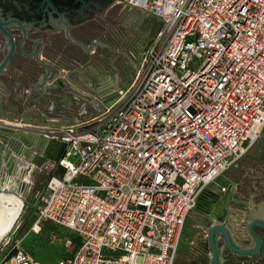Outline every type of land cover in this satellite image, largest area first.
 <instances>
[{
	"label": "built area",
	"instance_id": "obj_1",
	"mask_svg": "<svg viewBox=\"0 0 264 264\" xmlns=\"http://www.w3.org/2000/svg\"><path fill=\"white\" fill-rule=\"evenodd\" d=\"M118 4L160 27L111 106L50 131L62 174L32 230L74 233L57 264H174L203 193L264 133V0ZM0 264L43 263L16 245Z\"/></svg>",
	"mask_w": 264,
	"mask_h": 264
},
{
	"label": "flooded vegetation",
	"instance_id": "obj_2",
	"mask_svg": "<svg viewBox=\"0 0 264 264\" xmlns=\"http://www.w3.org/2000/svg\"><path fill=\"white\" fill-rule=\"evenodd\" d=\"M110 2V6L107 7ZM52 4L51 6L45 0H0V15L9 24L7 30L9 34H12L17 48L6 75L0 79L10 80L11 77L21 72L23 77L37 84L41 76L46 74L44 65L36 59L39 55L40 60L45 61L51 70L52 75L49 79L54 81L53 84L57 86L56 90L62 93L57 100L58 106L65 108L74 101L70 105L73 109L79 105L85 109L86 95L75 92L71 84L74 80L72 77L76 73L75 68L89 65L92 51L101 50L105 41L103 35L108 34L107 29L113 19V14L120 5L118 0H52ZM61 16L68 23L66 28L57 26L61 24ZM51 18L54 21L52 24H50ZM65 34H70L74 42L68 40ZM25 37L23 47L26 54H23L19 46ZM5 50L6 41L0 36V62L3 60ZM10 71L14 72V75H8ZM260 186L259 182L257 185L252 184L247 187L244 196L230 195L225 199L227 202L230 201L227 206L230 232L241 231L253 247L256 246V242L248 234L240 215L243 210L248 212L253 209V206L264 203V191ZM221 213L222 208L221 210L214 208L209 211L203 210L202 215L198 214L200 218L197 222L199 226L205 228L208 224L218 222L216 217ZM208 217H212L213 221L210 222ZM204 231L203 247L210 256L207 232ZM254 231L261 239L262 245L258 256H244L232 252L226 246L224 238L219 236L218 245L222 251V264H264V227H255ZM233 240L238 243L237 238Z\"/></svg>",
	"mask_w": 264,
	"mask_h": 264
},
{
	"label": "crops",
	"instance_id": "obj_3",
	"mask_svg": "<svg viewBox=\"0 0 264 264\" xmlns=\"http://www.w3.org/2000/svg\"><path fill=\"white\" fill-rule=\"evenodd\" d=\"M142 15L151 22V25L149 24L146 27L143 26L147 33L143 34V40L145 43L140 44L126 40L112 41L105 39L101 50L94 49L92 54L96 51H102V53L107 52L111 55L113 61H117V59L123 60V55L135 53L138 52V50L141 51L144 49L148 42L156 35L155 33L158 31L160 23L152 16L146 14V12H142ZM85 67H87V65ZM85 67H80V70L83 71L82 75L84 74L87 78L92 79L93 88L86 89L74 79L71 81L73 90L79 94H85L86 101L100 99L103 103L102 107L104 109L106 106H109V104L111 105L121 89H125L123 87L134 80L139 65L136 63L132 64L130 60L129 62L125 61V64H123L120 69H114L116 72L113 76L110 75L108 71L100 73L92 62L89 66L90 68ZM88 69L93 71L92 76L85 73ZM80 70L79 68H75V72H80ZM10 74L14 75V72H8V75ZM53 83V80L49 83L51 86L50 88L56 89L57 86ZM36 86V82L26 79L21 72H18L17 76L11 77L10 80L8 78L0 79V120L13 125L20 124V126H26L28 129L25 128L26 130L20 131L22 150L18 155H12L11 159L6 164V167H3L4 169L0 176L3 187L10 195L21 201V207L19 208L20 212L14 221L11 233L19 219L24 204V192L19 191L20 186L18 185L23 183V181L27 185L31 183L32 174L42 158H58L61 151L62 144L60 142L53 140L50 135L45 136L34 132V130L40 128L51 130L57 127L68 126L77 123V121L81 122L80 119H86L88 117L91 119L93 118L91 117L92 115L101 111L99 107L94 106V104L91 105L89 102H87L85 109L82 105H79V107H77L78 109L76 107L73 109L70 105H72L74 101L65 108H60L57 104V100H59L62 95L60 91L53 90L52 92H44V94H41V91L43 92L44 88L40 91ZM84 91H86V93ZM251 150L233 166L236 176H230L229 183L226 186H223L226 187L225 193L231 191V195L244 196L247 187H249V184H247L246 181L248 177L257 178L260 181L259 183L262 191H264V173L259 174L254 169L250 170L248 165H246L254 153V150H252V152ZM3 164L5 165V163ZM26 177H29L30 182H27ZM251 183H253V181ZM218 193L222 194L223 191L220 189ZM192 213L202 215V212L194 211ZM44 224H42V226ZM74 239L77 241L76 237ZM0 246H2V243Z\"/></svg>",
	"mask_w": 264,
	"mask_h": 264
},
{
	"label": "rangeland",
	"instance_id": "obj_4",
	"mask_svg": "<svg viewBox=\"0 0 264 264\" xmlns=\"http://www.w3.org/2000/svg\"><path fill=\"white\" fill-rule=\"evenodd\" d=\"M149 21V19L143 17L142 12L130 10L123 6H120L113 14V19L107 29L108 34L103 35V40H126L143 44L145 43L143 40V34H147L143 26L146 27L149 24L151 25V22ZM142 50H138V52L135 53L123 55V60L117 59V61H113L111 55L107 52L102 53L101 51H96L94 54L90 55L91 60L89 61L90 63L89 65H87V67H89L92 62L100 73L108 71L110 75L113 76L116 72V70L114 69H120V67L125 64V61L129 62L130 60L132 64L136 63L140 66L142 59ZM80 69L81 68H79V70ZM82 72L83 71L81 70L80 72L77 71L73 75L72 79H75L77 83L82 85V87H85L86 89H92V79L87 78L84 74L82 75ZM92 72L93 71H91V69L85 71V73L90 76H92ZM132 82H129V84L123 88H128L132 84ZM84 92L86 93V91ZM116 98L112 103H114ZM87 102L91 103V105L94 104V106H97L101 109V111L97 112L91 117L94 118L101 112H103V103L100 99H97L95 101L94 99L86 101V104ZM111 105L109 104V106ZM93 118H91V120ZM80 120L85 121L90 119L88 117L86 119ZM252 150H254V153L252 157H250L246 165H248L250 170L254 169L257 171V173L263 174L264 133L262 137L256 142V144L253 145ZM62 155L63 153L58 156V158H42L41 162L37 165L32 174L31 183H29L28 185L25 183H21L19 185V191L24 192V204L13 232L10 236L7 237L6 240L4 239L5 241L1 246V258L5 256L8 251H10L14 246L19 245L22 249H25L38 260H40V262L44 264H57L60 259L70 255L73 249H75L78 245V241L74 239V233L56 224H44L41 227V232L39 233H34L32 231V228L36 222V212L41 203L42 197L46 194V186L48 184V181L51 177L59 175V173L62 174V169L58 163L59 158ZM230 176H236V174L234 173V167H232L226 174H224V176L221 177L215 185L211 186L209 191L219 195L218 192L221 189L220 187L226 186L229 183ZM246 181L249 186L251 184L257 185L258 182H260L255 177H248ZM252 181L253 183H251ZM79 183L91 184V182L89 181H79ZM192 214L186 221L185 231L181 240L182 242L179 247V252L174 264H210V256L208 255L207 250L203 247V244L205 242L204 230L206 228H204L203 226H199V223L197 222L200 218L199 215L197 213ZM67 241H72L73 243L71 248L69 249L65 248V243Z\"/></svg>",
	"mask_w": 264,
	"mask_h": 264
},
{
	"label": "water",
	"instance_id": "obj_5",
	"mask_svg": "<svg viewBox=\"0 0 264 264\" xmlns=\"http://www.w3.org/2000/svg\"><path fill=\"white\" fill-rule=\"evenodd\" d=\"M48 4L51 6L52 0H45ZM111 2L108 3L107 7L110 6ZM54 23L53 18L50 19V24ZM61 24H57L59 27L66 28L68 26V23L65 21V19L61 16L60 19ZM63 24V25H62ZM7 26H9L8 23H6L3 18L0 15V32L2 33L0 36H2L6 41V50L3 51V60L0 62V78L4 75H6L9 64L12 60L13 55L16 52V43L12 36V34H9L7 30ZM68 29V28H67ZM66 29V30H67ZM66 38L70 40L71 42H74L70 34H65ZM25 39L20 43L19 49L23 54H26V51L23 47L25 43ZM37 61L44 65L46 74L44 76H41L39 81L37 82L36 88L41 91L42 88H44L43 92L41 91V94H44V92H52L53 90H56L55 88H50V82H51V70H49V67L45 61L40 60L39 55L36 57ZM57 88V87H56ZM26 126H16L13 124H8L4 122L3 120H0V176L2 173L3 167H6V164L11 159L12 155H18L22 150V143H21V135L20 131L26 130ZM28 130V129H27ZM51 130L46 128H40L37 130H34V132H37L39 134H43L45 136H49L51 134ZM2 159V160H1ZM5 163V165L3 164ZM4 166H3V165ZM19 183V182H18ZM24 183V181H23ZM19 186V185H18ZM2 187L1 183V177H0V197L1 196H8V192ZM231 191L228 193L223 192L222 194H214L213 192L206 191L203 193L202 197L199 200L198 206L195 210V212H202L203 210L209 211L214 209L221 210L222 213L216 217V221L213 224H208L205 228L207 232V238H208V245L210 250V264H222L223 257H222V251L221 248L218 245L219 236H222L225 240L226 246L234 253L244 255V256H258L261 252V239L257 236L256 232L254 231L255 227H264V203H260L258 205L253 206V209L248 211L243 210L240 217L241 220L244 221L245 226L247 227V232L252 237L255 242L256 246H252L251 243L249 244L247 242V238L245 234L240 232L232 233L230 232L228 228V224L230 223V220L227 219L228 209L227 206L229 205L230 201L227 202V197L229 198L231 195ZM226 201V202H225ZM23 204V203H22ZM254 207L258 208L255 209ZM208 220L210 222L213 221L212 217H208ZM11 233L8 234L10 236ZM7 236V237H8ZM6 237V239H7ZM238 239V243L234 242V238ZM7 243V242H6ZM7 245V244H6Z\"/></svg>",
	"mask_w": 264,
	"mask_h": 264
},
{
	"label": "bare ground",
	"instance_id": "obj_6",
	"mask_svg": "<svg viewBox=\"0 0 264 264\" xmlns=\"http://www.w3.org/2000/svg\"><path fill=\"white\" fill-rule=\"evenodd\" d=\"M15 125L20 126V124H15ZM26 180L27 182H30L29 177H26ZM4 192H8V191L6 190ZM20 207H21V201L17 200V198H15L14 196L9 194L8 196L6 195L0 197V244L1 243L3 244L8 234L11 233L14 225V221L17 218L18 213L20 212L19 209Z\"/></svg>",
	"mask_w": 264,
	"mask_h": 264
}]
</instances>
